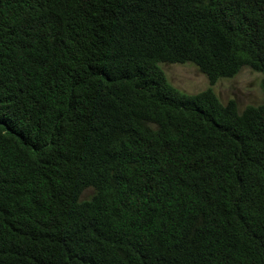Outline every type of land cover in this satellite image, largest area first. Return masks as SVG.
<instances>
[{
    "label": "trees",
    "instance_id": "16d2710c",
    "mask_svg": "<svg viewBox=\"0 0 264 264\" xmlns=\"http://www.w3.org/2000/svg\"><path fill=\"white\" fill-rule=\"evenodd\" d=\"M186 63L264 92V0H0V264H264V103Z\"/></svg>",
    "mask_w": 264,
    "mask_h": 264
},
{
    "label": "rangeland",
    "instance_id": "374dc122",
    "mask_svg": "<svg viewBox=\"0 0 264 264\" xmlns=\"http://www.w3.org/2000/svg\"><path fill=\"white\" fill-rule=\"evenodd\" d=\"M162 70L171 85L185 94H197L211 88L222 104L234 100L241 112L248 106L264 103V92L261 88L262 75L248 67L243 68L231 78H222L211 85L204 74L192 63L162 64ZM92 194L90 189L82 197Z\"/></svg>",
    "mask_w": 264,
    "mask_h": 264
}]
</instances>
